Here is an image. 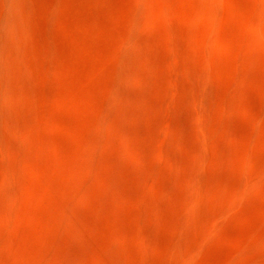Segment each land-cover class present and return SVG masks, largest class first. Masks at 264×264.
I'll list each match as a JSON object with an SVG mask.
<instances>
[{
  "label": "rangeland",
  "instance_id": "rangeland-1",
  "mask_svg": "<svg viewBox=\"0 0 264 264\" xmlns=\"http://www.w3.org/2000/svg\"><path fill=\"white\" fill-rule=\"evenodd\" d=\"M0 264H264V0H0Z\"/></svg>",
  "mask_w": 264,
  "mask_h": 264
}]
</instances>
